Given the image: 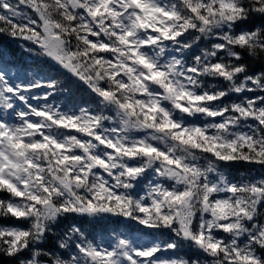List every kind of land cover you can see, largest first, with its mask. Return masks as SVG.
<instances>
[{"label":"snow or ice","instance_id":"obj_1","mask_svg":"<svg viewBox=\"0 0 264 264\" xmlns=\"http://www.w3.org/2000/svg\"><path fill=\"white\" fill-rule=\"evenodd\" d=\"M0 34V259L264 264V0H0Z\"/></svg>","mask_w":264,"mask_h":264},{"label":"trees","instance_id":"obj_2","mask_svg":"<svg viewBox=\"0 0 264 264\" xmlns=\"http://www.w3.org/2000/svg\"><path fill=\"white\" fill-rule=\"evenodd\" d=\"M0 49H4V50H8V54L9 56L12 54V52H15L17 57H23L25 59V61L31 63L32 60L29 58L28 54H26L23 50V48H21L20 43L17 42L15 40V38L12 37H5L2 34H0ZM43 58H38V62L42 61ZM39 74H43V73H38ZM57 75H65V74H61L58 73ZM66 83H70L71 80L70 78L67 79L65 81ZM243 169V168H241ZM245 170V169H243ZM70 221L72 222H76L75 220H73V218L68 217V218H61L60 221H58V223L56 225H54V228H56L55 230L58 231L60 228H62L65 224H68ZM12 221L7 220L3 217H0V224H4V223H11ZM79 223L83 224L85 223L84 220H79ZM118 223V222H117ZM109 226H114V225H109ZM143 239H154L155 237H142ZM182 254L184 255V257L187 259L191 256H193V251L191 249H189L187 246L184 247ZM0 264H13V262L11 261H5L3 259H0Z\"/></svg>","mask_w":264,"mask_h":264}]
</instances>
